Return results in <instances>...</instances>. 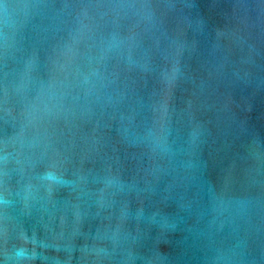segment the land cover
Returning <instances> with one entry per match:
<instances>
[{"label": "water", "instance_id": "obj_1", "mask_svg": "<svg viewBox=\"0 0 264 264\" xmlns=\"http://www.w3.org/2000/svg\"><path fill=\"white\" fill-rule=\"evenodd\" d=\"M0 264H264V0H0Z\"/></svg>", "mask_w": 264, "mask_h": 264}]
</instances>
